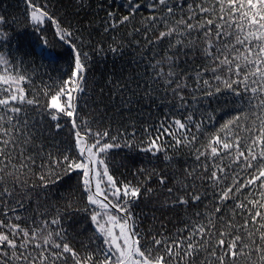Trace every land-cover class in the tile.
Instances as JSON below:
<instances>
[{
  "label": "snow or ice",
  "instance_id": "1",
  "mask_svg": "<svg viewBox=\"0 0 264 264\" xmlns=\"http://www.w3.org/2000/svg\"><path fill=\"white\" fill-rule=\"evenodd\" d=\"M0 264H264V0H0Z\"/></svg>",
  "mask_w": 264,
  "mask_h": 264
},
{
  "label": "trees",
  "instance_id": "2",
  "mask_svg": "<svg viewBox=\"0 0 264 264\" xmlns=\"http://www.w3.org/2000/svg\"><path fill=\"white\" fill-rule=\"evenodd\" d=\"M61 63H62V62H61ZM101 70H103V68H102ZM97 75H99V73H98Z\"/></svg>",
  "mask_w": 264,
  "mask_h": 264
}]
</instances>
